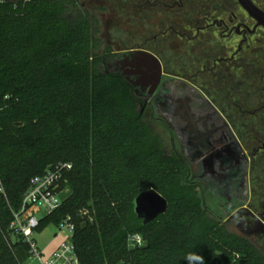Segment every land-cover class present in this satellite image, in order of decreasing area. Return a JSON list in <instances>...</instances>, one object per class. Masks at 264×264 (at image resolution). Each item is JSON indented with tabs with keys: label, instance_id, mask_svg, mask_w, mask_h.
I'll use <instances>...</instances> for the list:
<instances>
[{
	"label": "trees",
	"instance_id": "trees-1",
	"mask_svg": "<svg viewBox=\"0 0 264 264\" xmlns=\"http://www.w3.org/2000/svg\"><path fill=\"white\" fill-rule=\"evenodd\" d=\"M111 2L121 14L133 8ZM98 29L80 0H0V264L32 258L28 242L10 228L13 211L31 179L60 162L73 165L61 182L70 192L37 230L60 228L70 216L80 264H200V257L203 264H264L255 245L207 215L196 184H183V155L149 143V127L131 109V83L101 69L110 47ZM199 84L244 138L251 126L263 130V122L244 118L252 108L246 85L220 94ZM260 156L253 171L259 198ZM151 188L169 208L144 224L134 201ZM134 233L143 245L130 244Z\"/></svg>",
	"mask_w": 264,
	"mask_h": 264
},
{
	"label": "flooded vegetation",
	"instance_id": "flooded-vegetation-1",
	"mask_svg": "<svg viewBox=\"0 0 264 264\" xmlns=\"http://www.w3.org/2000/svg\"><path fill=\"white\" fill-rule=\"evenodd\" d=\"M133 12L135 46L122 51L116 65L127 74L135 91L146 98V106L153 105L164 118L160 105L175 79L185 80L205 95L200 82L220 94L227 88L246 85L252 108L244 118L252 124L255 120L264 123V0H134ZM142 52L155 56L161 64L160 83L153 92V74L158 68L153 70L137 61ZM216 107L249 159L247 192L244 196L218 193L222 185L211 183L207 172L195 173L185 160L192 169L191 182L197 181L205 195L231 212L222 224L235 225L237 235L252 245H264V178L260 198L253 191L254 166L260 155L264 157V125L260 132L251 126L244 138ZM232 117L243 118L238 114ZM203 207L206 209L205 204ZM253 237L257 243L250 240Z\"/></svg>",
	"mask_w": 264,
	"mask_h": 264
},
{
	"label": "water",
	"instance_id": "water-1",
	"mask_svg": "<svg viewBox=\"0 0 264 264\" xmlns=\"http://www.w3.org/2000/svg\"><path fill=\"white\" fill-rule=\"evenodd\" d=\"M246 6L251 10V6ZM137 61L148 64L153 70L158 68L153 74L156 79L151 89L153 92L162 75L159 60L142 52ZM160 106L163 117L183 147L184 159L188 160L194 172H207L211 183H220L222 187L218 193L225 196L242 193L244 196L249 159L230 123L213 102L185 80L175 79ZM134 204L135 212L144 224L153 222L169 208L168 200L154 188L141 192Z\"/></svg>",
	"mask_w": 264,
	"mask_h": 264
},
{
	"label": "rangeland",
	"instance_id": "rangeland-1",
	"mask_svg": "<svg viewBox=\"0 0 264 264\" xmlns=\"http://www.w3.org/2000/svg\"><path fill=\"white\" fill-rule=\"evenodd\" d=\"M113 1L115 2V0ZM125 1H127L125 4H133V0ZM80 3L96 17L99 26V31L97 30L99 32L98 36L102 39L103 47H110V50L105 54L104 63L101 69L105 72L125 76L116 65V61L121 58L120 55L122 51L125 49H132L135 46V20L133 8H130V6L126 7L125 14L123 15L118 12V6L115 3H112L111 0H80ZM193 76L198 78L197 74H193ZM131 86L137 99L135 105L132 106L131 109L134 110L137 115H140L142 121L149 127V143L154 142V144L159 145V147L164 149L169 155H182L183 149L178 140L177 134L169 126L168 122L158 114L153 105L146 106V98L135 91L133 84H131ZM186 170L183 184H189L192 179V169L187 163ZM196 184L195 191L202 201V205L205 204L207 215L213 218L216 222L221 224L225 223L231 212L222 209L220 205L214 202L212 197H209L210 195L207 196L204 194L197 181ZM59 191L64 197L70 192V188H61L60 184ZM225 226L229 232L240 234L235 225L232 226L225 224ZM66 237L67 234L65 227L58 228L54 224H48L44 229L36 230L34 233V238L37 241V246L40 249L43 258L49 257L54 250L58 248L62 241L66 239ZM250 240L252 242L257 241L254 237ZM255 246L264 253V245ZM25 264H39V260L36 256H32V258Z\"/></svg>",
	"mask_w": 264,
	"mask_h": 264
},
{
	"label": "built area",
	"instance_id": "built-area-1",
	"mask_svg": "<svg viewBox=\"0 0 264 264\" xmlns=\"http://www.w3.org/2000/svg\"><path fill=\"white\" fill-rule=\"evenodd\" d=\"M72 167V163L60 162L44 174L33 177L23 197L21 208L18 211H13L10 228L28 242L30 252L32 256L38 258L39 264H80L74 242L75 224L70 216L60 226V228L65 227L66 229V239L49 257H42L34 238V233L42 219L54 213L62 205L63 196L59 187ZM0 192H4L1 184ZM129 240L132 246L144 244L143 237L138 233L130 235Z\"/></svg>",
	"mask_w": 264,
	"mask_h": 264
},
{
	"label": "clouds",
	"instance_id": "clouds-1",
	"mask_svg": "<svg viewBox=\"0 0 264 264\" xmlns=\"http://www.w3.org/2000/svg\"><path fill=\"white\" fill-rule=\"evenodd\" d=\"M200 264H203V257H200Z\"/></svg>",
	"mask_w": 264,
	"mask_h": 264
}]
</instances>
